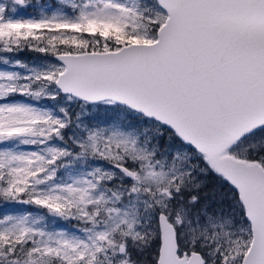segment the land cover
<instances>
[{
    "label": "snow or ice",
    "instance_id": "1",
    "mask_svg": "<svg viewBox=\"0 0 264 264\" xmlns=\"http://www.w3.org/2000/svg\"><path fill=\"white\" fill-rule=\"evenodd\" d=\"M0 264H264V0H0Z\"/></svg>",
    "mask_w": 264,
    "mask_h": 264
},
{
    "label": "trees",
    "instance_id": "2",
    "mask_svg": "<svg viewBox=\"0 0 264 264\" xmlns=\"http://www.w3.org/2000/svg\"><path fill=\"white\" fill-rule=\"evenodd\" d=\"M42 2H45V0H42Z\"/></svg>",
    "mask_w": 264,
    "mask_h": 264
}]
</instances>
